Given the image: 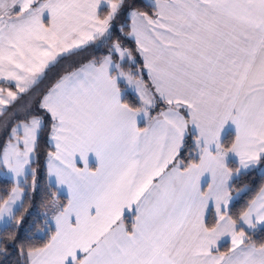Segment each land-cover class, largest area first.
Listing matches in <instances>:
<instances>
[{
	"label": "snow or ice",
	"instance_id": "6c2138e0",
	"mask_svg": "<svg viewBox=\"0 0 264 264\" xmlns=\"http://www.w3.org/2000/svg\"><path fill=\"white\" fill-rule=\"evenodd\" d=\"M146 7L0 0V116L68 54L110 44L12 128L0 164L17 183L0 196V253L26 222L23 186L50 125L53 191L29 229L42 243L18 248L23 264H264L253 239L264 187L232 211L238 179L264 169V0ZM122 16L135 49L113 39Z\"/></svg>",
	"mask_w": 264,
	"mask_h": 264
},
{
	"label": "trees",
	"instance_id": "16d2710c",
	"mask_svg": "<svg viewBox=\"0 0 264 264\" xmlns=\"http://www.w3.org/2000/svg\"><path fill=\"white\" fill-rule=\"evenodd\" d=\"M148 3L146 0H128L129 10L138 9L140 11H151L146 7ZM130 19L128 17H121L120 20L114 22V36L113 39H120L121 42L129 48L135 49L134 42L126 36L128 31V25ZM125 26L124 33H121L118 29L121 26ZM123 35L126 37L123 38ZM110 44L99 46L96 50L83 49L76 51L75 54H68L65 58H62L59 63L49 70L46 75V79L40 84L35 86L31 91L28 92L26 98L31 97V109L30 111H37V105L42 99L44 93L64 74L74 71L83 64L88 63L90 60L98 59L106 54L108 51H104ZM103 50V51H102ZM105 52V53H104ZM25 98V96H24ZM23 98V99H24ZM130 102L135 103V97H129ZM15 105H12L9 110L0 118V155L4 146L7 144L8 139L11 135L13 126L21 122L25 116H16L11 121H7L9 114L14 109ZM50 125L42 130L39 134L37 148L35 151V157L31 165V172L28 175V179L24 184L25 196V207L27 213H25V223L21 224L16 234V241H9L6 245L7 252L0 253V264H23V257L20 255L18 248L20 245L27 246L31 243H42L41 240L29 239L32 232L29 231L31 224L37 216L43 215L49 211L48 200L50 199V193L53 189L49 185L47 179L46 160L48 153L53 151V148L49 142ZM3 166L0 164V172ZM35 173V189L32 190V173ZM37 178V181H36ZM14 184L7 179H4L0 175V196H5L6 193H10ZM261 187H264V169H253L250 173L242 175L236 184L234 185V195L236 192H240L241 195L237 197L238 203L232 209L234 213L239 211L250 201L259 191ZM242 189H249L245 194ZM61 197H63L61 195ZM257 242L264 240V233H260L257 230L256 235L253 237Z\"/></svg>",
	"mask_w": 264,
	"mask_h": 264
},
{
	"label": "rangeland",
	"instance_id": "374dc122",
	"mask_svg": "<svg viewBox=\"0 0 264 264\" xmlns=\"http://www.w3.org/2000/svg\"><path fill=\"white\" fill-rule=\"evenodd\" d=\"M149 1V0H147ZM127 36V34H126ZM125 35H123V38L126 37ZM100 46V42L97 41L95 43H92V44H89V45H85L84 47H82L81 49L79 50H83V49H91V50H96L98 47ZM108 48L109 46L106 47V49L104 50L105 52L108 51ZM79 50H76V51H79ZM103 51V50H102ZM104 52V53H105ZM31 91V90H30ZM28 95V93H24L22 96H21V100L19 102H17L15 104V107L14 109L11 111V113L9 114L8 118L6 119V122L7 121H11L12 118L16 117V116H26L27 113L30 111L31 109V103H32V99L31 97H28L26 98ZM25 96V98H24ZM24 98V99H23ZM36 181H37V178H36ZM35 186H36V183H35Z\"/></svg>",
	"mask_w": 264,
	"mask_h": 264
},
{
	"label": "crops",
	"instance_id": "0c3cea01",
	"mask_svg": "<svg viewBox=\"0 0 264 264\" xmlns=\"http://www.w3.org/2000/svg\"><path fill=\"white\" fill-rule=\"evenodd\" d=\"M147 1V0H146ZM148 3H151L152 2V0H149V1H147ZM130 25V24H129ZM23 94H21V96H22ZM21 96H20V98L14 103V105L17 103V102H19L20 100H21ZM11 106H9V108H10ZM9 110V109H8ZM2 116H0V118H1ZM20 123V122H19ZM16 125V124H15ZM15 125L13 126V127H15ZM49 142H50V144H51V146H52V142L50 141V139H49ZM52 148H53V146H52ZM54 150V149H53ZM34 157H35V152L33 153V160H34ZM33 160H32V162H33ZM47 161H48V157H47V160H46V170H47ZM2 165V164H1ZM31 165H32V163H31ZM31 165L29 166V172H28V175H29V173L31 172ZM3 166V165H2ZM0 175H1V177L2 178H4V179H7V180H10L13 184H14V187L16 186V183H17V180H16V178H15V176H14V174L13 173H11V172H9L8 170H7V168L5 167V166H3V169L1 170V172H0ZM21 179H23V178H21ZM47 179H48V175H47ZM49 181V180H48ZM13 187V188H14ZM60 195H64L63 193H61Z\"/></svg>",
	"mask_w": 264,
	"mask_h": 264
}]
</instances>
